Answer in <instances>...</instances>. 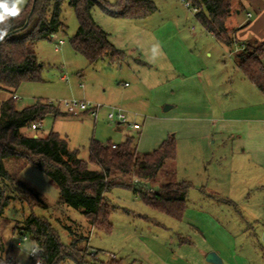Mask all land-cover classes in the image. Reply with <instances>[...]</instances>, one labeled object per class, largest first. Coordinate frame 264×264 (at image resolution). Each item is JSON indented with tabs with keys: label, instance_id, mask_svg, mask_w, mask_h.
I'll return each instance as SVG.
<instances>
[{
	"label": "rangeland",
	"instance_id": "obj_1",
	"mask_svg": "<svg viewBox=\"0 0 264 264\" xmlns=\"http://www.w3.org/2000/svg\"><path fill=\"white\" fill-rule=\"evenodd\" d=\"M102 1L103 5L96 4L92 10L94 20L124 51L123 59L111 61L104 57L90 63L76 52L71 40L79 21L65 1L61 19L66 28L35 44L34 51L42 64L41 79L25 81L16 89V105L23 109L37 100L52 101L62 112H67L65 100L101 105L97 119L88 112L82 116L47 114L36 132L39 136L51 130L59 132L85 160L89 159L93 138L119 144L129 134L138 150L148 153L173 136L177 141L178 176L190 179L192 185L184 216L181 220L172 218L147 206L132 189L113 186L106 197L117 209L111 217L112 232L107 234L95 229L82 209L61 205L59 188L46 173L24 160L8 159L5 166L10 174L34 189L46 207L26 203L8 184L5 197L11 199L0 210V245L22 241L18 263H31L27 246L34 240L26 231L29 239L23 241L19 226L34 214L50 221L64 245L83 237L82 245L98 251V258L106 262L114 254L122 264H214L206 258L215 252L221 264H264V183L257 182L264 178V171L243 154H237L235 166L228 159H215L212 146L202 141L208 128L202 126L193 106L186 107L198 98L197 80H213L219 65L225 59L227 63L233 60L227 46L203 27L186 0H153L157 10L144 19L115 15L121 11L116 5L119 0ZM29 2L25 0L23 9ZM235 16L243 19L246 11ZM61 40L64 43L56 49ZM187 63L203 70L202 76L192 77L194 68L187 76L181 74L179 69ZM125 82L130 86L126 87ZM11 95L0 88V102ZM111 104L129 109L130 122L138 123L141 129L120 127L109 120ZM167 104L174 108L164 111ZM29 129H23V133L31 135ZM231 142L226 146L231 148ZM214 148L218 150L219 143ZM148 184L149 188L157 187ZM201 189L210 192L205 193V200ZM217 191L233 198L216 201L210 195Z\"/></svg>",
	"mask_w": 264,
	"mask_h": 264
},
{
	"label": "trees",
	"instance_id": "obj_2",
	"mask_svg": "<svg viewBox=\"0 0 264 264\" xmlns=\"http://www.w3.org/2000/svg\"><path fill=\"white\" fill-rule=\"evenodd\" d=\"M65 1L73 7L79 21L77 33L71 40L76 52L90 63L104 57L120 61L125 56L94 20L92 10L96 4L103 5L102 0H30L21 15L9 21V34L0 41V88L12 94L0 102V210L11 199V196L5 197L8 184L26 203L46 207L34 189L7 170L5 161L15 159L24 160L46 173L59 188L61 205L82 209L94 228L107 234L112 232L111 217L117 209L106 197L113 186L132 189L150 208L181 220L192 185L188 181H174L177 141L173 136L148 153L138 151L133 136H127L119 144H105L93 138L89 159L85 160L79 157L77 149L70 147L67 137L57 131L51 130L38 138L23 133V129L31 128L34 123H39L41 128L47 114L57 116L62 112L58 104L43 100L18 109L13 95L23 82L41 79L42 64L34 46L39 40L65 30L61 19ZM187 1L197 9L195 16L203 27L219 42L231 48L236 45L235 31L227 26L236 12L235 0ZM116 5L121 6V11L115 15L132 19L147 18L157 10L153 0H119ZM236 56L243 73L264 92V44L255 41L240 44ZM160 178H166V181L159 188L148 187V182H157ZM19 229L22 234L28 231L43 249L34 259H40L44 264L66 261L122 264L116 257L106 262L92 255L88 245H82L83 237L64 245L50 221L34 214L26 217ZM11 252L17 259L20 248L12 247Z\"/></svg>",
	"mask_w": 264,
	"mask_h": 264
},
{
	"label": "crops",
	"instance_id": "obj_3",
	"mask_svg": "<svg viewBox=\"0 0 264 264\" xmlns=\"http://www.w3.org/2000/svg\"><path fill=\"white\" fill-rule=\"evenodd\" d=\"M244 10L246 11L245 18L240 19L235 16L236 14H241ZM230 21L232 22V26L229 25ZM227 26L229 29L235 31L236 45L233 48L228 46L225 48L229 51L230 57H233V60L227 63L225 59V62L219 65L216 78L213 80H208V77L197 80V89H199L197 90L198 98L194 101L195 104L188 102L186 107L193 106L203 122L202 126L208 128L202 136V141H206L208 145L212 146L214 150L213 157L215 159H228L235 166L234 160L237 154H243V158L254 160V165L260 167L261 171H264V92L243 73L236 56L240 44L243 45L248 41L264 44V0H239L236 5V12L230 17ZM156 47L159 48L158 46ZM191 68H194V66L191 67L187 63V65L179 69V72L187 76L191 73ZM202 72L203 70L195 67L192 77H200L202 76ZM125 86L129 87V82H125ZM119 102L121 103V101ZM112 107H121L128 115L127 110L129 109L125 108L122 104H111L108 107L109 110ZM172 108H174L173 105L167 104L164 107V111L167 112ZM81 114L85 115L86 113L83 112ZM81 114L80 116H82ZM59 115L64 116L67 114ZM97 117L94 118L97 119ZM118 125L130 126L129 124L119 122ZM131 128L139 130L141 126L138 129L132 126ZM127 136L130 135L127 134ZM230 140H232L231 148L229 145L226 146ZM216 143H219L218 150L214 148ZM177 160L178 150L174 181L191 182L190 179L178 176ZM231 168L228 169L229 172H231ZM222 173H225V171ZM260 180L257 182L263 184L264 178ZM165 181L166 178H160L157 182L148 183L157 184L156 188H159L161 183ZM205 193L208 194L210 192L201 189V195H203L204 200L207 198L205 197L207 195ZM210 196L216 201L231 200L233 198L230 194L223 195L220 192Z\"/></svg>",
	"mask_w": 264,
	"mask_h": 264
},
{
	"label": "built area",
	"instance_id": "obj_4",
	"mask_svg": "<svg viewBox=\"0 0 264 264\" xmlns=\"http://www.w3.org/2000/svg\"><path fill=\"white\" fill-rule=\"evenodd\" d=\"M186 5L189 7L191 6L190 3L186 0ZM194 11L197 12V9L194 8ZM251 16V14H249ZM64 43L63 40L60 41L59 44H56V49H59L61 45ZM14 98H18L16 95ZM52 102V101H50ZM65 109L67 113L70 115H79L83 112H88L92 116L97 117L99 114V111L101 109V105H94L91 102L84 101V100H65L64 102ZM108 119L113 122H119V123H126L130 126L138 129L140 128V125L138 123H131L128 119V115L126 111L121 107H112L111 110L108 112ZM40 124L34 123L32 124L30 130H32V136L35 138H38L39 135L36 134V132L39 130ZM23 241H26L29 239V236L26 234H23ZM22 241H19L15 243L14 241H11L8 245L1 244L0 245V264H20L18 263V259H15V256L11 252L12 247L20 248ZM99 252L95 249L92 251V255L98 257ZM112 257H115L114 254H111ZM30 257L32 259L31 263L29 264H44L42 260L40 259H34L36 256H33L30 254Z\"/></svg>",
	"mask_w": 264,
	"mask_h": 264
},
{
	"label": "clouds",
	"instance_id": "obj_5",
	"mask_svg": "<svg viewBox=\"0 0 264 264\" xmlns=\"http://www.w3.org/2000/svg\"><path fill=\"white\" fill-rule=\"evenodd\" d=\"M24 4L25 0H0V41L8 36L11 28L9 21L21 15ZM27 250L33 256L43 251L40 245L34 241L27 246Z\"/></svg>",
	"mask_w": 264,
	"mask_h": 264
},
{
	"label": "water",
	"instance_id": "obj_6",
	"mask_svg": "<svg viewBox=\"0 0 264 264\" xmlns=\"http://www.w3.org/2000/svg\"><path fill=\"white\" fill-rule=\"evenodd\" d=\"M206 260L208 262H212L214 264H221L222 263V260L219 258V256L215 252L208 254Z\"/></svg>",
	"mask_w": 264,
	"mask_h": 264
}]
</instances>
